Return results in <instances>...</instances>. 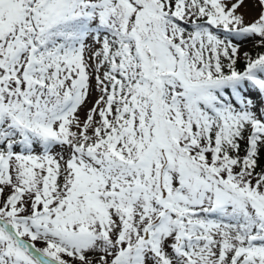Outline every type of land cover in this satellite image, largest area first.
Masks as SVG:
<instances>
[{
	"label": "snow or ice",
	"instance_id": "snow-or-ice-1",
	"mask_svg": "<svg viewBox=\"0 0 264 264\" xmlns=\"http://www.w3.org/2000/svg\"><path fill=\"white\" fill-rule=\"evenodd\" d=\"M0 264H264V0H0Z\"/></svg>",
	"mask_w": 264,
	"mask_h": 264
}]
</instances>
